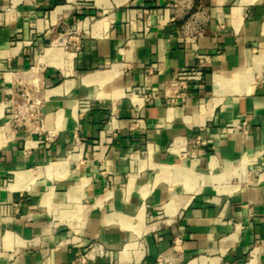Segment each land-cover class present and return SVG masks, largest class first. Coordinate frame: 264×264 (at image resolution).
I'll return each instance as SVG.
<instances>
[{
    "label": "crops",
    "instance_id": "0c3cea01",
    "mask_svg": "<svg viewBox=\"0 0 264 264\" xmlns=\"http://www.w3.org/2000/svg\"><path fill=\"white\" fill-rule=\"evenodd\" d=\"M0 264H264V0H0Z\"/></svg>",
    "mask_w": 264,
    "mask_h": 264
},
{
    "label": "built area",
    "instance_id": "2783aa9c",
    "mask_svg": "<svg viewBox=\"0 0 264 264\" xmlns=\"http://www.w3.org/2000/svg\"><path fill=\"white\" fill-rule=\"evenodd\" d=\"M206 17L207 13L204 9H201L195 15H191L190 20L183 27V34H185V36L192 41L196 40L197 37L203 34L204 29L202 25ZM75 41L76 38L70 35L69 37H66L62 40L65 45H70V43ZM197 60L198 65L195 69L181 72L177 74L172 80L171 86L173 89V94L170 99L171 101H185L190 96V88L192 83H198L202 81L206 72V68L210 62L209 58L205 55H198ZM142 97L146 103H151L154 100L152 95L145 94ZM8 117L10 124L16 128L29 127L33 124H42V102L36 99L31 91L24 90L20 93L18 101H15L13 107L10 108ZM229 130H241L242 132L247 133L248 122L244 120L239 126L231 125ZM196 144L197 146H201L202 140L200 137L197 138ZM182 155L186 157H194V153L192 151H188L187 149L182 150Z\"/></svg>",
    "mask_w": 264,
    "mask_h": 264
},
{
    "label": "rangeland",
    "instance_id": "374dc122",
    "mask_svg": "<svg viewBox=\"0 0 264 264\" xmlns=\"http://www.w3.org/2000/svg\"><path fill=\"white\" fill-rule=\"evenodd\" d=\"M69 37V36H68Z\"/></svg>",
    "mask_w": 264,
    "mask_h": 264
}]
</instances>
